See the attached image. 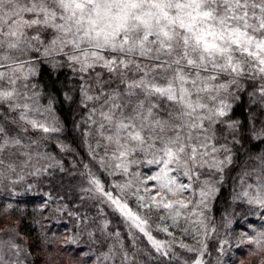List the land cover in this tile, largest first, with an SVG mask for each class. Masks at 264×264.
Masks as SVG:
<instances>
[{"label": "snow or ice", "instance_id": "1", "mask_svg": "<svg viewBox=\"0 0 264 264\" xmlns=\"http://www.w3.org/2000/svg\"><path fill=\"white\" fill-rule=\"evenodd\" d=\"M0 264H264V0H0Z\"/></svg>", "mask_w": 264, "mask_h": 264}]
</instances>
